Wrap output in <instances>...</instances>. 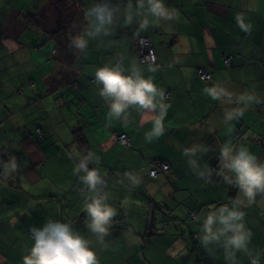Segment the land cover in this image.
I'll use <instances>...</instances> for the list:
<instances>
[{"label": "crops", "instance_id": "0c3cea01", "mask_svg": "<svg viewBox=\"0 0 264 264\" xmlns=\"http://www.w3.org/2000/svg\"><path fill=\"white\" fill-rule=\"evenodd\" d=\"M35 1L44 4L41 11L49 4ZM78 1L76 6L85 1L84 8L79 6L71 23L64 25L72 32L51 30L54 22L47 12L19 15L13 16L0 43V164L16 162L15 172L0 183V264H23L34 243L30 230L49 220L69 223L89 239L99 264H229L222 246L206 250L198 236L208 212L231 206L238 196L219 174L220 147L244 145L264 161V0H164L174 19L157 23L148 16L150 26L143 31L135 21L128 25L121 19L110 36L89 40L83 53L69 47V35L86 26L84 12L97 0ZM112 2L123 7L127 0ZM134 11L143 19V11ZM67 15L66 8L64 19ZM237 16L251 25L250 31L238 26ZM31 18L33 23L27 21ZM55 19L63 25L64 19ZM27 30L47 39L24 42L20 33ZM139 36L150 38L156 64L139 63ZM224 57H231L228 67ZM121 58L126 69L137 63L145 78L170 94L163 101L157 98V104L167 105L165 131L151 142L145 134L158 107L144 113L129 109L125 124L123 118L109 116L99 95L96 69ZM150 66L157 70L148 71ZM197 68L210 72L211 79L201 81ZM216 85L233 94L231 102L213 100L205 92ZM245 92L254 93L261 103L237 102ZM234 108L243 109V116L225 124V111ZM75 130L83 132V146L75 142ZM120 134L129 136V145L118 141ZM196 144L209 149L197 153L199 165L207 169L204 178L183 154ZM89 153L93 159L88 167L104 177L108 202L118 213L103 243L85 226L83 173L74 171ZM153 160L167 161L168 173L149 177ZM128 175L139 183L133 185ZM241 210L252 237L249 253L237 252L238 262L251 264L258 258L264 264V195L250 205L245 201Z\"/></svg>", "mask_w": 264, "mask_h": 264}, {"label": "clouds", "instance_id": "9594fccd", "mask_svg": "<svg viewBox=\"0 0 264 264\" xmlns=\"http://www.w3.org/2000/svg\"><path fill=\"white\" fill-rule=\"evenodd\" d=\"M134 8L143 11V19H138L139 12L134 11ZM148 16L154 17L157 23L175 18L174 12L165 5L164 0H135V5L133 0H127L123 7L112 0H97L84 12L86 26L76 35H69V47L75 52H85L89 40L110 36L121 19L128 25L135 21L139 30H146L150 26ZM237 24L244 31L251 30V25L245 24L241 16H237ZM156 70L151 66L148 69L150 72ZM95 82L100 86L99 95L107 103L109 116L123 118L125 124L128 122L129 109L135 108L144 113L145 110L154 112L158 107L159 113L152 121L153 127L145 134V139L151 142L163 135L167 105L163 102L157 104V98L163 101L164 94L158 90L151 78H145L137 63L133 62L127 69L122 58L114 64L105 63L96 69ZM71 84L77 88L75 83ZM205 92L213 100L227 98V101L231 102L233 99L231 92L218 85L206 87ZM237 102L247 105L261 103V99L254 93L245 92L237 97ZM243 114L244 111L240 108L226 110L224 122L228 124ZM37 131L40 133V129ZM208 151V147L196 144L185 148L183 152L189 157V164L200 178L205 177L207 169L199 165L197 153L203 154ZM92 159L93 155L89 153L80 160L74 171L77 174L83 173L80 180L84 185L81 192L86 208L85 226L97 241L103 243L105 236L110 234L113 218L118 213L108 202V195L104 191L106 187L104 177L97 168L88 167ZM96 160L98 161V158ZM218 167L219 174L223 175L226 183L238 190V196L231 202V206L225 204L208 212L203 218L198 241L206 250L210 245L222 246L225 260L229 264H239L236 254L249 253L248 244L252 237L244 222L245 212L241 208L245 201L250 205L255 202L258 195H264V161L252 154L247 146L234 148L225 143L220 147ZM15 170L14 159L5 162V177ZM128 179L133 185L139 183L137 177L128 175ZM30 231L34 243L28 254L23 256V264H99L92 242L69 223L49 220L42 227H33ZM251 264H258V258H253Z\"/></svg>", "mask_w": 264, "mask_h": 264}, {"label": "trees", "instance_id": "16d2710c", "mask_svg": "<svg viewBox=\"0 0 264 264\" xmlns=\"http://www.w3.org/2000/svg\"><path fill=\"white\" fill-rule=\"evenodd\" d=\"M29 1V0H28ZM72 3L70 4V2ZM117 1V0H116ZM29 2L35 3V0H30ZM80 2L78 0H49V4L46 5V8H39L37 5L34 6V8H24L23 5L21 6V2L18 0H0V43L1 41L7 37L8 33L7 30L9 28V23L12 21L13 16L17 18L19 15H23V17L26 16H35L38 17L42 13H49V14H55L56 17L64 19V10L67 8L68 15L66 19L62 22L63 25H57L55 28L56 31L62 29L67 32H72L70 28L64 27V25H68L72 21L73 14L75 13V3ZM8 11L7 13L9 16H3V13L5 11ZM29 23H33L34 19H27ZM23 22V21H22ZM16 23L14 22L13 25ZM39 39H44V41L47 39L46 35H40ZM225 67H228L225 65ZM197 76L201 81H208L211 79V73L205 70L210 74L209 78L207 80H203L200 78V73L203 71V69L197 68ZM165 97V96H164ZM166 98V97H165ZM74 139L75 142L79 146H83L86 143V139L83 135V132L80 130H75L74 131ZM4 168V167H2ZM149 177L155 179L157 177H163L165 174L168 173L170 170V165L167 161L164 160H153L151 164H149ZM213 172V170H212ZM150 174L152 176H150ZM6 182V177L3 175V173L0 174V183ZM40 225V224H39ZM37 225V226H39Z\"/></svg>", "mask_w": 264, "mask_h": 264}, {"label": "built area", "instance_id": "2783aa9c", "mask_svg": "<svg viewBox=\"0 0 264 264\" xmlns=\"http://www.w3.org/2000/svg\"><path fill=\"white\" fill-rule=\"evenodd\" d=\"M135 49L137 52V57L140 63L142 64H156L157 58L156 53L153 48L152 42L148 37H139L136 39L135 42ZM230 59H225L223 61L224 65L229 66ZM210 74L206 71H201L200 78L203 80H207L209 78ZM76 87V86H75ZM163 94H166V92H163ZM119 142L123 145H129L130 139L126 134H121L119 136ZM3 173L5 176L4 168L0 167V174ZM151 175V174H150ZM152 176V175H151Z\"/></svg>", "mask_w": 264, "mask_h": 264}, {"label": "rangeland", "instance_id": "374dc122", "mask_svg": "<svg viewBox=\"0 0 264 264\" xmlns=\"http://www.w3.org/2000/svg\"><path fill=\"white\" fill-rule=\"evenodd\" d=\"M18 1H20L21 2V6L23 5V7L24 8H34V6H38L39 8H41L44 4H41L40 2H38V1H36L35 3H31V2H29L28 0H18ZM45 2H46V0H45ZM85 2V1H84ZM84 2H83V4H79L78 6H75V13L79 10V6H81V8H84ZM44 8H46V6H44ZM51 16H52V18L53 19H51V20H53V26H52V28H51V30L52 29H55L56 28V25L58 24L56 21V16H55V14L53 13V14H51ZM20 34H22L21 35V39L24 41V42H26V41H32V40H36V39H39V36L41 35L40 34V32H38V31H35V32H30V31H23L22 33H20ZM54 61V60H53ZM33 76L34 77H36V78H41L39 75H37V74H33ZM72 85V84H71ZM190 217L191 218H194L195 217V215L193 214V213H191L190 214Z\"/></svg>", "mask_w": 264, "mask_h": 264}, {"label": "water", "instance_id": "95a60500", "mask_svg": "<svg viewBox=\"0 0 264 264\" xmlns=\"http://www.w3.org/2000/svg\"><path fill=\"white\" fill-rule=\"evenodd\" d=\"M228 58H229L230 61H231V57H224V58H223V61H224L225 59H228ZM230 61H229V64H230ZM164 92H166V94H164V96L166 97V99H169V97H170L169 92H168V91H164ZM120 135H121V134H120ZM120 135H119V136H120ZM126 135H127V134H126ZM119 136H118V138H119ZM127 136H128V135H127ZM128 137H129V136H128ZM118 138H117V139H118ZM129 139H130V138H129ZM118 141H119V139H118ZM122 145H123V144H122ZM125 146H127V145H125ZM1 166L4 167V165H2V164H1Z\"/></svg>", "mask_w": 264, "mask_h": 264}]
</instances>
